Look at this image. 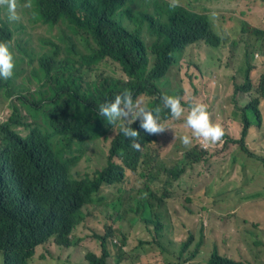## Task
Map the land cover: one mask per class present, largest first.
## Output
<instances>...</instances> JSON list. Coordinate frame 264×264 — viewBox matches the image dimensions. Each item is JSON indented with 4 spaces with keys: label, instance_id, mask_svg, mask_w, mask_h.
Returning a JSON list of instances; mask_svg holds the SVG:
<instances>
[{
    "label": "trees",
    "instance_id": "obj_1",
    "mask_svg": "<svg viewBox=\"0 0 264 264\" xmlns=\"http://www.w3.org/2000/svg\"><path fill=\"white\" fill-rule=\"evenodd\" d=\"M134 1L15 0L19 19L12 22L6 6L0 5V41L9 43L18 63L30 62L18 80L0 83V201L5 213H15L23 197L36 199L48 176L65 177L76 161L102 165L117 175L146 159L149 152L156 161H164L174 148L182 151L183 160L198 151L207 158L201 175L210 188V210L222 215L237 200L245 203L209 233L203 221L193 226L195 219L188 221L187 230L179 232L178 253L187 252L195 260L205 250L216 254L222 264H264V194L216 183L214 176L220 174L216 144L203 149L194 138L185 147L179 138L191 135V129L183 118L170 116L162 99L179 97L185 114L191 103L205 104L210 120L224 131L218 141L224 150L238 147L264 170V29H245L260 40L253 43L257 57L248 60L242 75L232 72L221 98L211 77L222 56L210 58L194 49L183 56L187 47L195 48L199 42L215 50L226 46L227 38L212 20L193 9L162 6L158 0L154 12L130 8L127 17L118 19L119 8ZM238 5L250 11L264 7V0ZM56 26L59 34H51ZM234 64L232 58L225 69ZM125 91L149 108H159L158 119L172 128L148 134L139 120L132 125L128 121L139 133V150L132 147V138L120 132L123 121L110 124L97 114L101 104ZM27 140L28 148L22 152ZM140 208L136 203V210ZM168 241H173L170 233L130 232L116 247L102 243L100 253L88 250L85 264H95L88 259L91 256L97 264H142L154 247ZM89 242L84 232L79 245L87 247Z\"/></svg>",
    "mask_w": 264,
    "mask_h": 264
},
{
    "label": "clouds",
    "instance_id": "obj_2",
    "mask_svg": "<svg viewBox=\"0 0 264 264\" xmlns=\"http://www.w3.org/2000/svg\"><path fill=\"white\" fill-rule=\"evenodd\" d=\"M247 1L242 3L246 4ZM155 2L157 0L128 2L119 8L116 17H127L130 8L134 12L143 8L154 12ZM158 2L165 7L193 9L176 3V0ZM0 5L6 6L10 22L19 19L15 0H0ZM25 7L30 8L31 4L27 3ZM262 10L264 7L256 6L254 10L247 9L243 12L246 30L254 31L256 27L264 29ZM195 12L207 17L200 11ZM248 13L254 16L255 21L249 18ZM50 33L59 34L54 31ZM254 40L260 42L256 36ZM14 68L15 61L9 43L0 41V79L11 78ZM162 99L170 116L174 120L183 118L185 126L191 129V135L184 134L179 138L185 147L190 146L195 138L201 141L200 147L203 149L216 144L215 157L224 150L223 143H218L224 131L219 124L210 120L205 104L193 102L185 114L179 97L164 95ZM63 110L70 111L67 106ZM159 111V108H149L142 99H134L125 91L101 104L97 114L110 124L123 121L120 132L124 137L132 138V147L139 150L141 144L136 139L139 133L136 128L128 126L127 122L131 121L132 125L139 120L140 128L148 134L172 129L158 119ZM28 145L29 140L23 145L22 152L26 151ZM206 159L195 151L183 160L182 151L174 148L164 161H156L149 152L146 159L129 165L117 175L105 167L102 175V165H88L81 161L72 163V171L65 177L60 173L48 176L42 182L36 199L23 197L22 204L15 213L6 215L0 201V263L85 264L88 250L98 254L102 243L113 248L124 241L130 232L148 231L170 233L173 241L159 243L146 258L143 257L142 264H222L211 251L200 250L195 260L190 259L187 252L180 255L177 251L176 242L182 237L179 232L187 230L184 225L188 221L195 219L191 224L193 226L203 221L207 215L215 220V225H221L226 218L233 217L245 203L242 199L237 200L222 215H216L210 210V188L201 175ZM214 181L224 182L220 174L214 176ZM36 201L39 204L30 203ZM136 203L141 204L139 211L136 210ZM84 232H87L90 242L100 243V250L79 245ZM83 248H87L84 255L81 254ZM88 259L97 264L95 256Z\"/></svg>",
    "mask_w": 264,
    "mask_h": 264
},
{
    "label": "rangeland",
    "instance_id": "obj_3",
    "mask_svg": "<svg viewBox=\"0 0 264 264\" xmlns=\"http://www.w3.org/2000/svg\"><path fill=\"white\" fill-rule=\"evenodd\" d=\"M140 1L141 0H137V2ZM162 1L170 2V0ZM243 1L244 0H176V3L189 6L207 15L212 20L217 32L223 34L227 38V44L222 49H211L199 42V45L195 48L193 45L187 47L183 54V56L188 55V52L194 49L200 52L201 55L210 58L212 56H222L221 65L216 68V72H214L211 77L215 85L216 93L221 98L225 96L226 90L230 84L229 76H231L232 72H238L242 75L245 73L248 60L254 61L257 57L255 53L256 47L253 46L255 35H249V32L245 30L246 22L243 16L245 7L244 5H241V7L238 5ZM262 14L264 15V10H262ZM52 29L54 32H59L58 26ZM232 58L235 60L234 66L225 69L226 62ZM14 61V75L6 80L0 79V83H10L18 80L22 69L30 63L29 60L22 63H18L15 59ZM207 146L208 144H206L205 147ZM216 157L218 158L220 166V176L225 183L241 187L243 193L254 191L264 193L263 167L256 160L247 157L235 146L221 150ZM104 170V166L101 167L102 175L104 174ZM203 223L206 228H210L207 230V233L214 231L216 228L215 220L209 218L207 215L204 216ZM88 245L91 249L100 250V243L97 241H91ZM86 250L87 248H83L81 254L84 255Z\"/></svg>",
    "mask_w": 264,
    "mask_h": 264
},
{
    "label": "water",
    "instance_id": "obj_4",
    "mask_svg": "<svg viewBox=\"0 0 264 264\" xmlns=\"http://www.w3.org/2000/svg\"><path fill=\"white\" fill-rule=\"evenodd\" d=\"M32 205H37L39 204V201H36V202H30Z\"/></svg>",
    "mask_w": 264,
    "mask_h": 264
}]
</instances>
